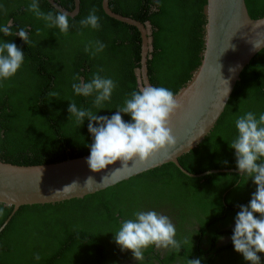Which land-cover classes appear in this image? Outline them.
<instances>
[{
	"label": "trees",
	"instance_id": "trees-1",
	"mask_svg": "<svg viewBox=\"0 0 264 264\" xmlns=\"http://www.w3.org/2000/svg\"><path fill=\"white\" fill-rule=\"evenodd\" d=\"M54 1L66 10L73 7L72 0ZM38 2L44 13L56 11L45 0ZM30 3L0 0V26L12 20L13 32L23 28L32 41L28 46L18 36L0 33V40L15 43L25 54L16 75L0 81V160L19 165L87 154L93 141L89 121L78 125L74 118L68 119L70 101L111 117L139 89L140 38L134 26L106 15L100 0H79L65 36L28 11ZM244 3L251 18L264 14V0ZM107 4L111 11L149 25L148 82L175 93L200 60L205 0H108ZM92 9L100 18L98 30L80 25ZM96 41L106 45L104 51L95 56L85 52V45ZM101 68L99 74L117 84L102 109L94 106V96H79L72 89L75 76L90 81ZM53 92L58 96L50 95ZM228 97L210 130L177 158L186 171L238 169L229 144L237 135V116L251 111L258 118L264 113V47L240 71ZM121 115L130 122V116ZM255 190L252 180L236 172L189 177L172 163H163L82 197L19 206L0 229V264H187L188 259L232 264L230 246L217 244L216 238L222 232L232 236L226 221L236 217L238 206L247 205ZM10 208L0 203V223ZM137 210L167 215L181 250L150 247L142 262L131 251H121L114 233ZM191 218L201 225L198 229L186 228L185 219Z\"/></svg>",
	"mask_w": 264,
	"mask_h": 264
},
{
	"label": "clouds",
	"instance_id": "clouds-1",
	"mask_svg": "<svg viewBox=\"0 0 264 264\" xmlns=\"http://www.w3.org/2000/svg\"><path fill=\"white\" fill-rule=\"evenodd\" d=\"M27 10L37 19L45 21L49 29H58L61 34L68 35V13L59 9L44 13L38 0H31ZM99 21L96 10L92 9L89 15L80 21V25L82 28L91 27L98 30L101 27ZM0 33L5 37L18 36L28 46L32 44L25 29L20 28L13 32L12 20L0 26ZM259 47L260 44L256 42L254 48ZM105 48L104 43L96 41L94 45L92 42L86 44L84 50L95 56ZM24 57V52L15 43L0 40V81L14 77L22 67ZM102 71V68L99 69L90 81H84L77 75L74 77L77 82L72 84L76 95L86 98L94 96V106L101 109L106 101L111 100L117 87L113 79L99 74ZM228 91L227 87L224 97L228 95ZM50 95L58 96V93L53 92ZM70 102L68 119L74 118L78 125H83L85 120L89 121L88 132L93 141L88 145L90 156L86 163L92 172L106 170L117 161L121 163V168L136 159L145 162L161 150L175 147L177 143L169 123L182 108V103L175 93L166 87H140L130 93L123 106L111 117L97 115L90 109L78 108L75 102ZM121 114L130 116V122H126ZM235 128L237 135L229 147L233 152L235 150L239 173L252 180L256 190L247 205L238 206L231 240L234 250L241 254L245 261L249 264H261V256L258 254L264 253V113L258 118L251 111L237 116ZM90 180L91 178L87 184ZM0 215H3V209H0ZM114 241L121 251H131L133 258L138 262L144 260V252L150 247L176 252L181 250V241L176 239L175 225L167 215L155 210H137L133 213V218L122 220L119 229L114 233ZM35 259L39 260L41 257L36 255ZM187 264H201V260L188 259Z\"/></svg>",
	"mask_w": 264,
	"mask_h": 264
},
{
	"label": "water",
	"instance_id": "water-1",
	"mask_svg": "<svg viewBox=\"0 0 264 264\" xmlns=\"http://www.w3.org/2000/svg\"><path fill=\"white\" fill-rule=\"evenodd\" d=\"M45 1L54 9L68 13L69 17H73L79 8V0H72L71 10L64 9L54 0ZM107 1L100 0L101 9L106 15L138 30V87L150 85L146 74L149 25L111 11ZM204 19L203 47L199 63L190 78L175 92L182 103V108L169 123L172 135L177 141L175 147L161 150L145 162H139L138 159L130 161L123 168L117 161L115 165H110L101 172H92L88 167L86 160L90 152L55 162L30 165L0 160V203L11 207L9 214L1 221L0 229L21 205L53 203L82 197L167 162L189 177H199L213 171L240 174L238 169L232 168H213L191 173L178 163L177 158L194 147L210 130L227 102L240 71L264 47V14L251 18L244 0H205ZM256 42L260 44L259 48H254ZM227 87L228 95L224 97ZM89 178L91 180L87 184ZM73 183L76 185H72Z\"/></svg>",
	"mask_w": 264,
	"mask_h": 264
},
{
	"label": "flooded vegetation",
	"instance_id": "flooded-vegetation-1",
	"mask_svg": "<svg viewBox=\"0 0 264 264\" xmlns=\"http://www.w3.org/2000/svg\"><path fill=\"white\" fill-rule=\"evenodd\" d=\"M185 222L187 224L186 228L187 229H191L192 228H195V229H198L199 226H201L197 219L196 221L195 220H192L191 219H185ZM228 224H229V227L228 229L230 230V232L233 234V230H234V227H235V216L232 215L229 217V219L226 221ZM216 242L217 244H223L225 243L227 245L230 246L229 249L233 252V259H232V264H248L249 262L245 261L243 256L239 253H237L235 250H234V247L232 245V240H231V235L228 234L227 232H222L220 233L217 238H216ZM155 249V248H154ZM157 249H155L156 251ZM162 250V249H160ZM261 256V264H264V253H260L258 254ZM185 258H188V257H185ZM154 263H156V261L154 260L153 261ZM167 264H180V261H171Z\"/></svg>",
	"mask_w": 264,
	"mask_h": 264
}]
</instances>
